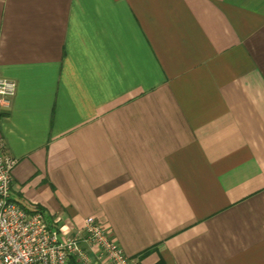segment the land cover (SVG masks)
I'll return each instance as SVG.
<instances>
[{"label": "crops", "instance_id": "obj_1", "mask_svg": "<svg viewBox=\"0 0 264 264\" xmlns=\"http://www.w3.org/2000/svg\"><path fill=\"white\" fill-rule=\"evenodd\" d=\"M0 78L11 199L61 236L264 264V0H0Z\"/></svg>", "mask_w": 264, "mask_h": 264}, {"label": "built area", "instance_id": "obj_2", "mask_svg": "<svg viewBox=\"0 0 264 264\" xmlns=\"http://www.w3.org/2000/svg\"><path fill=\"white\" fill-rule=\"evenodd\" d=\"M17 92L14 81L0 78V111ZM0 137V264H141L125 255L94 218L68 236L47 224L40 211L27 212L11 199L16 161L5 152Z\"/></svg>", "mask_w": 264, "mask_h": 264}, {"label": "trees", "instance_id": "obj_3", "mask_svg": "<svg viewBox=\"0 0 264 264\" xmlns=\"http://www.w3.org/2000/svg\"><path fill=\"white\" fill-rule=\"evenodd\" d=\"M2 115L0 114V117H1ZM144 255H146V252L143 254V256ZM74 264V263H73ZM156 264H165L163 261H159L158 263H156Z\"/></svg>", "mask_w": 264, "mask_h": 264}]
</instances>
